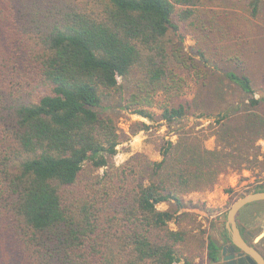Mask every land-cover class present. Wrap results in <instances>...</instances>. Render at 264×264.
<instances>
[{
	"label": "trees",
	"instance_id": "trees-1",
	"mask_svg": "<svg viewBox=\"0 0 264 264\" xmlns=\"http://www.w3.org/2000/svg\"><path fill=\"white\" fill-rule=\"evenodd\" d=\"M199 2L0 0V264H195L181 251L187 232L169 226L175 211L157 204L181 208L186 194L244 168L249 152L264 157V95L244 58L210 49L221 80L245 98L220 88L202 111L181 96L185 70L210 77L197 68L209 59L205 41L195 61L172 37L200 34ZM248 3L255 16L260 0ZM234 37L243 51L242 31ZM114 103L149 120L157 107L168 125L209 117L212 130L175 133L158 161L139 153L109 165L121 142ZM207 256L217 259L212 239Z\"/></svg>",
	"mask_w": 264,
	"mask_h": 264
},
{
	"label": "rangeland",
	"instance_id": "rangeland-1",
	"mask_svg": "<svg viewBox=\"0 0 264 264\" xmlns=\"http://www.w3.org/2000/svg\"><path fill=\"white\" fill-rule=\"evenodd\" d=\"M249 1L200 0L196 6L200 10V17L203 18L202 22H197L199 25H204L200 34L191 28L184 31V34L180 29L172 32L173 41L180 45L182 51L195 61L200 59V55L194 53L193 50L205 41L201 50L209 59L206 64L197 62V68L201 73L205 72L206 76L210 77L207 76L204 79L205 84H203L202 78L193 77V70H185L183 72L184 84L181 90V96L193 105H195L193 102L197 101V108L201 107L202 111H206L207 93L214 94V91L220 88L234 101L246 97L242 96L243 94L238 89L221 80L220 74L215 71V65L210 57L212 55L210 49L214 46L213 51L219 49L225 51L226 54L223 58L228 54L244 58V70L252 75L254 87L258 89L256 96L264 95V0H260L259 11L255 16L251 14ZM173 21L175 20L173 19ZM239 30L242 31L246 41L243 51L238 50L236 45L230 47ZM221 35H223L222 39H220ZM197 36L198 38H196ZM220 62L229 65V62L224 60H220ZM114 105L107 112L112 114L116 121L121 134V142L117 146V153L108 157L109 165H119L130 156L139 153H145L151 160L158 161L161 159L158 148L166 140H176L175 133L193 129L198 135L204 136L212 130L210 126L212 119L209 117L187 115L168 125L160 117L161 110L157 107L150 108L155 113V119L149 120L120 109L116 103ZM216 142L217 139L212 136L206 139L203 144L206 148H213ZM256 144L260 145V151L264 150V140L259 139ZM249 153L251 155L247 160L236 164L244 168L238 171H229L227 174H219L217 183L208 190L186 194L183 197V207L176 209L173 201L157 204L160 209L175 211V219L169 223V226L173 229L179 227L187 232V241L182 244L181 251L184 256H192L195 264H210L207 256V244L212 238L223 240L226 212L231 204L242 195L254 191L255 188H264V157L262 155L254 157L252 152ZM231 164L232 162L229 163V165ZM98 172L101 173L102 169H99ZM257 202L247 204L240 209L236 216L238 226L243 229V236L251 243H253V238L264 229V207ZM254 244L264 255V237ZM181 262L182 260L176 264H181Z\"/></svg>",
	"mask_w": 264,
	"mask_h": 264
},
{
	"label": "water",
	"instance_id": "water-1",
	"mask_svg": "<svg viewBox=\"0 0 264 264\" xmlns=\"http://www.w3.org/2000/svg\"><path fill=\"white\" fill-rule=\"evenodd\" d=\"M261 200H264V190L252 191L237 198L228 208L224 226L229 235L231 244L222 248L224 260L233 256L236 247L240 250L238 255L245 254L246 259L251 264H264V257L254 244L264 237V229L253 238V243H251L241 233L236 220V216L241 208L247 204ZM226 250H228L230 254L226 255ZM239 261H241V259H239Z\"/></svg>",
	"mask_w": 264,
	"mask_h": 264
},
{
	"label": "flooded vegetation",
	"instance_id": "flooded-vegetation-1",
	"mask_svg": "<svg viewBox=\"0 0 264 264\" xmlns=\"http://www.w3.org/2000/svg\"><path fill=\"white\" fill-rule=\"evenodd\" d=\"M214 241L216 247H217V259L212 260L211 264H251L245 257V254H239L240 250L235 247V250L233 252V256L224 260L222 256V248L224 246H229L231 244L228 240H215ZM257 248V247H256ZM258 250V249H257ZM259 251V250H258ZM260 252V251H259ZM261 253V252H260ZM230 254L228 250H226V255ZM262 254V253H261ZM263 255V254H262ZM264 257V255H263ZM209 259V258H208ZM241 259V261H239Z\"/></svg>",
	"mask_w": 264,
	"mask_h": 264
}]
</instances>
